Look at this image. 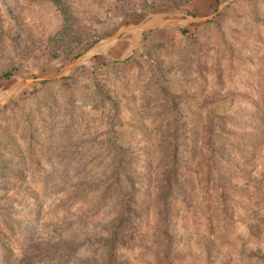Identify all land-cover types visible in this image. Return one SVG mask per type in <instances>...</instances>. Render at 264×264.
<instances>
[{
  "label": "rangeland",
  "instance_id": "obj_1",
  "mask_svg": "<svg viewBox=\"0 0 264 264\" xmlns=\"http://www.w3.org/2000/svg\"><path fill=\"white\" fill-rule=\"evenodd\" d=\"M70 1L88 25L86 41L70 55L53 56L42 34L61 27L53 8L0 0V76L12 71L0 77V118L16 107L29 109L34 98L52 96L63 104L60 83L48 88L43 82L73 75L84 102L78 145L52 158H61L55 170L69 178H90L71 211L55 213L67 191L40 194L41 183L33 187L36 202L10 204L0 224V264H46L45 256L35 260L26 250L52 224L50 213L71 219L87 200L93 205L83 206L87 214L100 209L94 230L114 219V190L93 203L108 186L103 177L112 156L95 147L106 133L129 148L137 175L148 178L139 170L151 161L152 182L137 189L135 200L149 225L164 218L170 230L165 237L163 229L136 225L133 241L121 243L126 250L117 253L118 264H264V0ZM94 80L106 86L108 97L117 93L116 109L92 107ZM179 127L181 179L167 193L173 166L164 130ZM215 150L216 188L209 175ZM86 249L58 264H105L104 251ZM84 253L90 256L80 262Z\"/></svg>",
  "mask_w": 264,
  "mask_h": 264
},
{
  "label": "trees",
  "instance_id": "obj_2",
  "mask_svg": "<svg viewBox=\"0 0 264 264\" xmlns=\"http://www.w3.org/2000/svg\"><path fill=\"white\" fill-rule=\"evenodd\" d=\"M26 1L29 5L40 6L43 3L47 4V6L53 8L58 24L61 23V27L52 29V32L45 30L42 33L43 36H46L47 45L49 46L48 50L53 56H56V54L70 55L73 53L74 46H79L86 41L88 30L86 27L88 25L83 17L75 10L70 0ZM14 16L20 19L18 14ZM18 21L20 23L21 20ZM2 35L4 36V34ZM14 36L18 37L19 34H14L12 40H15ZM3 42V37L0 34V51L4 47ZM11 75L12 71H7L0 77L10 78ZM72 77L73 75L54 82H43L48 88L52 87L51 84L55 82L60 83L59 91L65 98L63 104L56 102L52 96H45L43 98H34L32 107L29 109L16 107V109H12L9 115H6L7 111L1 114L0 224L6 220L4 212L10 210V204H23L24 199H30L36 202V190L33 187L39 183L42 184L40 194H43V192L47 193L49 190L50 193L59 196L61 190L67 191L63 194L67 200H62L59 196L57 205L55 206L56 210H54L55 213H59L57 211L58 209L61 213L71 211L75 204H79L77 195L83 194V192L82 190L78 192V188H82L89 183L90 178L88 176H76L74 179L69 178L68 174L58 171L61 169L59 166L62 163L59 160L61 158H52L57 150H71L72 148L75 149L78 145L74 135L77 134L76 123H80L84 119V111L82 108L84 102L80 100L78 84ZM91 88L90 99L94 102L92 107L101 108L103 111H108V113L111 109L117 108L115 106L116 102L113 99L117 96L116 92L108 97L106 86L96 80L91 83ZM14 104V102L10 103V105ZM80 113L83 114L81 117L78 116ZM181 130V127L173 128L172 130L167 128L164 130L166 137L169 136L165 138L167 139L165 148L169 153L168 155L173 166L170 170V177L166 176L165 178V191L167 193L173 192L174 184L177 185V180L181 179L182 169L180 164H177L179 159H181L179 153L180 143L178 140ZM109 131L112 132L111 130ZM113 136L106 133L103 138L104 142L95 146L98 150L101 148L103 152L111 154L112 159L111 167L103 177L107 182V189L98 201L99 203L96 201L93 203L99 205L109 192L114 190L117 193L114 195L118 197L115 201L116 208L111 212L114 219L104 227L94 230L93 225L95 223L93 219L100 209L94 213L87 214L89 209H85L83 206L89 207L90 204L92 205V202L89 204L87 200L83 202V206L82 204L80 205L79 213L75 217L73 215L71 219L65 220L62 216L58 217L56 216L57 214L50 213L49 216L53 220L52 224L47 227L44 226L46 228L41 233L38 241L35 240L30 243L26 250L27 252L31 249L30 251L34 255L35 260L40 259L41 261L43 256H45L47 259L44 263L58 264L61 260L71 259L76 256L79 249L87 248L86 250H91V252L88 251L87 253L92 254V249L97 247L93 251L101 250L105 252L107 256L105 264H118L116 261L117 253L121 250H126L121 243L126 240L133 241V237L129 234L131 229L136 225L141 224L142 226L152 227L156 232H160V229H163L165 232L162 234L165 237L170 233L168 228H163L165 227L164 218V223H160L156 219L155 222L149 225L148 216L144 218L140 216L139 205H137V200H135L139 194L137 189L146 185V183L148 184V179L150 183L152 182L151 161L146 162L143 169H140L142 165H138L140 174L146 173L148 178L137 175L135 160L128 158V153L131 155L129 148H124L119 145ZM213 140L214 137L208 139L209 148L210 146L213 147ZM215 155L216 150L210 156L212 159L210 161L211 170L209 175L212 176L213 181L211 183L216 188V183H221V180L218 178L217 180L214 179L218 175L214 173L216 171ZM46 165L49 167L48 170L45 169ZM55 167L58 170H55ZM217 177L220 178L219 175ZM86 178L88 181H86ZM157 178L158 176L154 178V183L157 181ZM167 210L169 212L170 208ZM165 213L162 212V215ZM66 221H68L67 225H65ZM126 224L130 226L129 231L126 228ZM156 227L157 229H155ZM62 228L63 230H61ZM133 235L136 236L137 232ZM166 248L168 249V246ZM87 253L82 255L80 262L90 256ZM88 262L84 261L85 264H88Z\"/></svg>",
  "mask_w": 264,
  "mask_h": 264
},
{
  "label": "water",
  "instance_id": "obj_3",
  "mask_svg": "<svg viewBox=\"0 0 264 264\" xmlns=\"http://www.w3.org/2000/svg\"><path fill=\"white\" fill-rule=\"evenodd\" d=\"M208 18V17H207ZM207 18H203V20H206ZM202 20V19H201ZM170 21H172V20H167V22H170ZM131 28H126L124 31H129ZM114 37L115 36H112L111 38H109V40H108V42L110 43L111 41H113L114 40ZM33 81H40V79H36V80H26V82L27 83H31V82H33Z\"/></svg>",
  "mask_w": 264,
  "mask_h": 264
}]
</instances>
